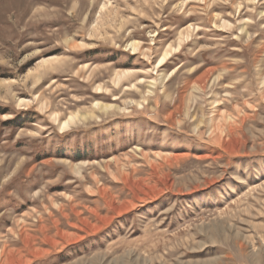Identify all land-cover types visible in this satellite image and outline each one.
<instances>
[{"label": "rangeland", "instance_id": "374dc122", "mask_svg": "<svg viewBox=\"0 0 264 264\" xmlns=\"http://www.w3.org/2000/svg\"><path fill=\"white\" fill-rule=\"evenodd\" d=\"M217 263L264 264V0H0V264Z\"/></svg>", "mask_w": 264, "mask_h": 264}, {"label": "bare ground", "instance_id": "6f19581e", "mask_svg": "<svg viewBox=\"0 0 264 264\" xmlns=\"http://www.w3.org/2000/svg\"><path fill=\"white\" fill-rule=\"evenodd\" d=\"M106 8L107 9H109L110 10V8H109V4L108 3H105L102 7H101V9H100V15H99V17H100V19H98V21H97V25H99V24H101V20H104L103 19V17H105V15L106 16H108L109 15V13L111 12V11H108V10H106ZM108 11V12H107ZM97 15V14H96ZM106 18V17H105ZM93 22V21H92ZM96 25V26H97ZM98 27L99 26H97L96 28L98 29ZM96 30V29H95ZM179 43L182 41V38H179ZM79 44H80V42H79ZM82 44H84V43H82ZM74 47H76L77 46V43H76V45H73ZM80 46H82V45H80ZM70 47V46H69ZM139 48V47H138ZM137 48V49H138ZM176 48L177 47H173V46H169V47H167L163 52H162V54L160 55V57H159V60H158V64H159V66H161L164 62H165V60L171 55V53H172V51H174V50H176ZM133 50V49H132ZM135 50V49H134ZM133 52V51H132ZM63 61H62V59H58V57H55L54 59H44L43 61H42V64H40V65H38L36 68H35V71L33 72V73H31V74H29V75H27L26 76V78H28V77H30V76H34V73H35V75H41V73H42V71L45 69V68H43V70H42V68L41 67H43V65H46L47 67H50V68H54V65L57 63V64H60V63H62ZM83 67L85 66V65H82ZM83 70L85 69V68H82ZM46 70V69H45ZM80 70V69H79ZM141 70V69H140ZM80 71H82V70H80ZM91 73V72H90ZM130 71L129 70H120V71H115L114 72V74H113V77H112V79H111V82H112V84L113 85H116V84H119L120 83V81H121V79L122 78H125V77H128L129 75H130ZM38 77V76H37ZM35 79V78H34ZM143 79L142 78H140V79H138L137 80V82H141ZM135 85V83H130V84H128V85H126V87H125V89L126 90H130L131 88H132V86H134ZM102 90H104V87H102L101 85H97L96 86V90H95V93H98V94H101L102 93ZM105 90H107V89H105ZM147 93H148V91H147ZM146 95V94H145ZM116 98V97H115ZM114 98V99H115ZM28 102H29V100L28 99H23V98H21L20 100H19V105L20 104H25V105H28ZM136 103L141 107V101H139V100H137L136 101ZM114 110H119L120 111V109H119V107L117 106V105H113V103L112 104H108V103H100V101L98 100H96V101H94L93 103H92V106H91V108L89 109V110H83V111H76V112H72V113H70L69 115H68V117L65 119H62V120H60V122H59V125H58V128H59V130L60 131H65V130H67V129H69L73 124H75V123H77V122H80V121H83V120H86L87 118H89L90 116H92V115H94L95 113H107V112H109V111H114ZM123 110V109H122ZM56 117H57V115H54V119L56 120ZM62 133V132H61ZM238 144L237 143V141L235 140V139H233V140H231L229 143H227V144ZM154 168H156V165H152ZM71 167H73V170L74 171H76V172H78V170H79V165H75V166H71ZM170 181V178L169 177H166L165 179H164V183H167V182H169ZM124 183L126 184V185H128V186H130V187H132V188H134L135 189V191H134V197H137L139 194H144L145 195V192L141 189V184H136V183H132L131 181H129L127 178H124ZM98 191H99V193L101 194L102 192H103V189L102 188H99L98 189ZM147 197V196H146ZM107 203H108V205L109 206H111L112 207V209H115V210H117L118 212H122V211H124V210H126L127 208H129L132 204H131V202H127V203H124V204H122V205H117V204H115L114 203V201L113 200H111V199H108V201H107ZM70 208H72V205H70L69 206ZM97 209V206L95 205V206H93L92 208H91V210H90V212L91 213H95V210ZM75 214V213H74ZM76 215H78V212H76ZM81 222H84L83 220H81V219H79ZM238 245L240 246V247H242V244L241 243H238ZM19 252V251H18ZM10 261H13V259L12 258H10ZM14 263V262H13ZM218 264V263H217Z\"/></svg>", "mask_w": 264, "mask_h": 264}]
</instances>
